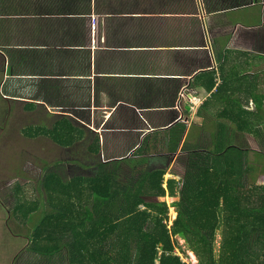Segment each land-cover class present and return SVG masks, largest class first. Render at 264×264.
Segmentation results:
<instances>
[{"label": "crops", "instance_id": "1", "mask_svg": "<svg viewBox=\"0 0 264 264\" xmlns=\"http://www.w3.org/2000/svg\"><path fill=\"white\" fill-rule=\"evenodd\" d=\"M211 71L208 89L202 75ZM192 94L205 96L195 111ZM229 96L257 119L250 139L263 138L264 0H0V125L67 120L84 128L72 147L39 135L62 153L87 152L94 138L102 159L143 146L133 155L137 170L164 169L166 180L179 181L183 145L229 124L216 116ZM178 121L186 129L175 152L168 128ZM22 252L13 264H68L29 246Z\"/></svg>", "mask_w": 264, "mask_h": 264}, {"label": "trees", "instance_id": "2", "mask_svg": "<svg viewBox=\"0 0 264 264\" xmlns=\"http://www.w3.org/2000/svg\"><path fill=\"white\" fill-rule=\"evenodd\" d=\"M220 72L225 75L222 61ZM216 74L202 75L209 79L208 89L214 87ZM229 100L230 106L216 114L229 124L219 123L208 142L197 139L183 145L185 166L179 181L166 180L164 169L137 170L133 152L102 159L95 138L87 152L64 149L82 172L65 179L46 167L42 192L15 199L10 216L26 228L29 249L68 264H187L176 248L184 254L193 251L197 264H264V182L247 184L251 174L264 176V162L255 171L249 149L232 142L235 129L252 135L257 130L251 123L253 112L231 96ZM168 129L169 149L176 152L186 125L178 121ZM21 131L28 138L45 135L64 147H72L85 133L67 120L49 128L27 125ZM88 168L94 174L85 175ZM168 195L176 198L173 205L162 200ZM171 206L177 213L172 225Z\"/></svg>", "mask_w": 264, "mask_h": 264}, {"label": "rangeland", "instance_id": "3", "mask_svg": "<svg viewBox=\"0 0 264 264\" xmlns=\"http://www.w3.org/2000/svg\"><path fill=\"white\" fill-rule=\"evenodd\" d=\"M213 103L209 104V106L211 107ZM208 108L203 114L205 119L209 116L208 111L210 109ZM193 120H196V118L193 117ZM252 120L257 121L253 113ZM203 121L205 122L206 120ZM211 121L213 120L208 117L207 124ZM16 122L9 125H0V264H13L16 259L18 261L20 258H17V255H22L23 249L29 246L26 228L21 227L18 222L12 219L13 216H10L15 205V199L22 196L23 193L27 197L33 198L34 196L37 197L40 191L42 192L41 181L46 167L58 170L65 179L82 172L81 168L74 164L71 157H66L67 155L60 150L48 147L47 142L44 141L45 139H42L43 137L28 138V136L24 135L21 129L29 124ZM191 124L193 125L192 134L198 133L196 129L200 127L194 125L193 122ZM91 127L98 129L95 125H91ZM260 127L264 128V124ZM212 129L207 126L206 130L208 131L206 133L209 134ZM250 138L248 132H241L239 135H234L232 142L249 149V159L255 162L253 164L256 166L255 171L260 172L262 162H264V154L257 155L255 152L258 153L256 150L264 152V137L259 138V140H251ZM205 140L208 142L209 139H204L203 141ZM247 181V184H253L254 182L262 184L264 176L256 174V176L252 177L251 174V177L247 176ZM162 200H166L169 205H173V201L176 198L168 195ZM175 214L176 210L171 206L170 215L172 222ZM220 238L221 236L218 234L217 247ZM179 244L186 248L183 239L179 238ZM176 250L179 251L180 248H176ZM187 252L194 253L190 250ZM195 256L191 258L192 264H197L198 262Z\"/></svg>", "mask_w": 264, "mask_h": 264}, {"label": "built area", "instance_id": "4", "mask_svg": "<svg viewBox=\"0 0 264 264\" xmlns=\"http://www.w3.org/2000/svg\"><path fill=\"white\" fill-rule=\"evenodd\" d=\"M184 96V94H181ZM188 99H189V102H190V107L192 110H196V107L199 106L200 104L203 103V100L205 98V96H200V95H197V94H192L189 96H187ZM170 225H172V220L170 221ZM176 252L181 256V259L182 261H184L185 263L187 264H192L191 263V258L192 256H195L193 255L194 253H189L188 254H184V252H182L181 250L177 251ZM195 259L197 260L196 256H195Z\"/></svg>", "mask_w": 264, "mask_h": 264}]
</instances>
